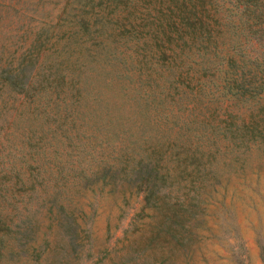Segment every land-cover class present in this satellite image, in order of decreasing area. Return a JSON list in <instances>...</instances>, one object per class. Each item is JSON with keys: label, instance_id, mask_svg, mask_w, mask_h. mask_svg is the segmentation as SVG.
<instances>
[{"label": "rangeland", "instance_id": "rangeland-1", "mask_svg": "<svg viewBox=\"0 0 264 264\" xmlns=\"http://www.w3.org/2000/svg\"><path fill=\"white\" fill-rule=\"evenodd\" d=\"M240 9L0 0V68L84 82L0 84V264H264V31ZM140 156L167 173L145 190Z\"/></svg>", "mask_w": 264, "mask_h": 264}, {"label": "trees", "instance_id": "trees-1", "mask_svg": "<svg viewBox=\"0 0 264 264\" xmlns=\"http://www.w3.org/2000/svg\"><path fill=\"white\" fill-rule=\"evenodd\" d=\"M235 5H241L240 12L244 15V21L248 23V26L253 22L254 28H248L250 35H259L264 31V27L260 24L263 22L264 25V0H233ZM248 20H252L249 22ZM54 61V60H53ZM52 61V62H53ZM52 63L45 68L44 65H40L34 69L32 67H19L15 70L13 67H1L0 68V84L6 86L10 90L16 92H23L24 94H40L44 96L48 93V89L53 91L61 92L64 89L70 92V96L75 97V102L79 101L82 92V86L84 82H80L81 71H74L70 69L61 68L57 66L54 70H51ZM54 66V65H53ZM33 75L35 79L33 80ZM214 82L213 80H211ZM80 83V85H79ZM264 82L254 85L253 87L264 90ZM234 86V87H233ZM243 83L237 79H233L232 83L224 85L226 90L234 88L241 94L244 91ZM65 93V92H64ZM133 159V158H132ZM111 166V165H110ZM128 168L123 167V170L131 172V179L141 186L142 190L147 188V184L151 179L160 181L164 180L167 173L159 171L154 164L151 163L148 156H140L135 162L127 165ZM137 167V168H135ZM141 183L144 185L142 186ZM153 189H148L144 194L149 196Z\"/></svg>", "mask_w": 264, "mask_h": 264}]
</instances>
